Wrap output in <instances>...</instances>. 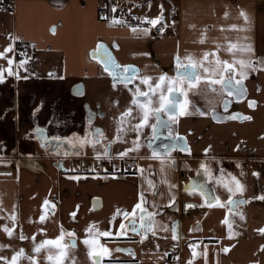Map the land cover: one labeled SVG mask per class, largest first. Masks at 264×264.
Returning a JSON list of instances; mask_svg holds the SVG:
<instances>
[{"label": "crops", "instance_id": "crops-1", "mask_svg": "<svg viewBox=\"0 0 264 264\" xmlns=\"http://www.w3.org/2000/svg\"><path fill=\"white\" fill-rule=\"evenodd\" d=\"M9 1L10 6H0V51L7 47L9 35L19 37V42L31 50L27 55L31 59L26 65L27 71L13 65V71H19L20 79L8 76L5 71V80L0 83V174L6 177L15 175L20 179V182L14 179L6 185L0 184V226H14L10 216L16 215L19 206L25 214L22 219L16 215L12 238L3 232L2 227L0 238L7 242L20 241L19 245L24 248L25 242H32L31 239L19 240L21 230L26 237L35 234L36 240L40 241L55 238L62 225L65 231L76 233V247L69 253L83 255L86 264H94L87 246L82 243L85 230L94 224L101 232L113 233L101 238V243L112 252L100 264H165L171 244L179 246V264H188L189 260L192 264H264V252L260 251L264 234L258 231L264 228V200L257 199L264 194V71L249 73L243 82L245 96L232 106V110L251 116V120H224L225 113H230L231 109L225 111L221 103L214 109L215 119L212 110L201 115L191 108L192 101H202L201 96L187 91V98L191 101L187 109L189 114L178 118L177 131L186 138L190 154L180 150L170 154V159L165 157L168 164L164 171H161L159 159L151 158L152 150L148 144L139 153L130 154L138 159L139 168L144 169L142 175L139 172L128 175L85 174L60 169L55 154L42 145L35 131L37 127L44 128L50 138H71L74 133L78 137L86 134L90 137L92 130L97 128L104 132L105 127L93 121L98 116L104 121L112 110L111 105L108 111L101 110L105 95H110L106 101L119 103L123 99L121 89H132L139 80L134 79L116 91H107L113 80L104 71L100 60L92 55L100 43L108 48L118 64L136 66L137 77L154 79L162 73L175 76L174 57L178 49L182 58L188 54L199 57L204 52L216 51L219 46L221 59L231 60V54L225 51L231 42L251 45L254 50L251 54L238 52L237 58H264V0H127L141 18L157 17L161 5L163 12L169 10L170 22L163 13L161 24L152 27L141 22L136 33L131 31L132 27L112 24L113 18L102 19L97 10L98 0ZM241 11L247 14V22L240 16ZM174 12H178L177 17H173ZM163 25H166L164 31H158ZM231 25L243 30H233ZM144 28L150 31L147 34L140 31ZM202 38L204 43H200ZM21 58L16 55V63ZM0 65L7 69V60L0 58ZM49 73L53 75L50 77ZM25 76L28 79H24ZM141 88L145 89L142 85ZM128 98L133 99V96ZM249 100L256 101L254 108L249 107ZM127 106L130 105L122 107ZM118 120L119 117L112 123H104L113 129ZM113 130V135L109 132L106 140L115 138L116 130ZM142 130L147 143L152 136L151 127ZM122 139L125 142L126 135ZM124 142L113 143L111 155L123 151L121 145ZM86 149L87 146L75 155L87 156ZM205 149H209L207 155ZM179 159L208 163L211 159L209 165L214 178L220 176V168L242 178L245 190L233 199L248 202L232 206L231 213L235 215L232 216L227 204L223 208L216 206L211 199L214 191L205 185L208 202L213 205L209 207L199 191L185 189V185L193 181L200 183L205 177L202 170L193 181H182L178 171ZM170 160H175L174 166ZM254 172L260 174L258 178ZM29 180L39 182L32 185ZM149 181L154 187L149 186ZM170 184L174 187L170 188ZM141 191L145 193L148 211L158 213L155 235L149 232L143 242L142 235L130 230L126 235H116L121 223L128 225L122 215H116L117 209L131 212ZM20 194L24 197L20 198ZM46 200L48 206L44 205ZM187 204L196 207L186 209ZM4 207L8 211H4ZM73 212H76L75 219L71 216ZM42 214L46 216L43 223L39 219ZM226 216L232 223L234 235L231 239L228 238L227 225L222 223ZM173 225L178 234L176 240L172 239ZM41 229L46 235L41 234ZM189 244L196 246L198 255L195 259ZM19 245H10L5 251L12 255L13 250H19ZM223 247H229L230 251L223 252ZM117 248L126 251H116ZM46 255L41 253L42 257ZM40 262L44 263L42 259Z\"/></svg>", "mask_w": 264, "mask_h": 264}, {"label": "snow or ice", "instance_id": "snow-or-ice-1", "mask_svg": "<svg viewBox=\"0 0 264 264\" xmlns=\"http://www.w3.org/2000/svg\"><path fill=\"white\" fill-rule=\"evenodd\" d=\"M117 11L116 7L112 8V12L115 13ZM227 16V13H225ZM240 16L244 18L245 22H247V14L244 11L240 12ZM107 19V17H105ZM133 19L140 20L142 23L151 25L152 27L161 24L163 21V5H161V13L155 18L149 19L147 17L140 18L134 17ZM112 24H126L127 21L123 19H118L113 17L111 20ZM174 23V22H173ZM166 25H163L158 29V31L163 32ZM231 29L242 31L243 29H238L236 25H231ZM139 29L137 27H132L131 31L136 33ZM55 31V29H53ZM140 31H143L147 34L150 29L144 28ZM223 31V28L221 29ZM19 37H13L9 35L8 37V45L4 48L3 51H0V58L6 59L8 68L4 69L2 65H0V83H3L5 80V71L8 76H16L17 79H20L19 71H13V65L15 64L16 69H24L27 71L26 65L29 63L31 57H28L24 52H17L16 45L19 41ZM205 40L202 38L200 43H204ZM118 47V45H117ZM225 51L231 54L232 59H221L219 55V46H217V50L213 52H204L201 56L197 57L194 54H188L181 57L179 53V49L174 57L175 60V76H169L167 73L160 74L157 78H153L150 76H142L137 77L135 74L138 72V69L131 65H120L118 64L108 48L100 43L93 50V57L98 58L100 62L103 64L104 71L108 72V74L112 77L113 87L115 88L117 83H123L127 86L129 83H132L134 79L139 80V84L135 85L134 88L129 89L132 93L133 99L131 101L130 106L121 113L117 128L116 135L113 140H109L104 145L103 153L97 152V158L102 159L103 157H108L111 160V146L113 143L117 141H123V136L127 134L130 130L136 133L135 139L131 141V146L126 147L123 151L117 153V156L123 160L125 157H129L131 153L139 152L142 147L141 144V131L145 127H151L152 136L148 141V147L152 149L151 158L159 159L161 165V171L167 167L168 160L165 157L170 159L171 151L175 150L178 146L176 143L172 144H163L160 149L153 147V141L156 140L159 136L157 129L163 128H171L172 125L178 123V118L180 116L188 115V105L190 101L187 98L188 91L192 89H199L201 86L208 88L212 93H216L223 105L225 111H227L229 105L231 104V100L224 98V93H227L228 97H235L236 100H240L245 96L246 89L244 87V80L248 78L250 72L255 71H264V58L259 59H251V58H237V53H253V48L251 45H240L238 43L229 42L225 48ZM13 55L10 57L9 54ZM19 55L22 58L18 63L15 61V56ZM53 74L49 73L51 77ZM24 79H28L27 76L23 77ZM141 85L146 88L143 90ZM217 85H219V89H217ZM179 93L183 95L185 98L183 101L180 100L178 95ZM118 103V102H117ZM248 105L250 108H254L256 106V101L249 100ZM38 111V109H37ZM134 111L136 115H133ZM201 115H207L206 112L201 111ZM213 118H216L215 110H212ZM164 116H167V119H164ZM155 118V122L151 123L152 118ZM226 119H243V120H251V116H244L239 113H234ZM138 120L137 123H132V121ZM125 124L128 127H125ZM38 134L37 138L43 137L45 140V145L50 146L53 143L57 147H63L65 143L70 145L72 150V154H80V150H82L88 144H91L93 149L95 150V145L101 142V139H106L104 137V133L102 129H94L92 130L91 138L86 134L83 137H78L77 134H73L71 138L69 137H59L52 136L48 138L45 136V129L41 127H37L35 129ZM168 139L172 141H177L183 139L177 135H173L171 131L168 132ZM76 141V142H74ZM210 149V146H209ZM209 149H205V154L209 152ZM181 151L188 152L190 154V149L187 145L180 146ZM237 150H239V146H237ZM69 152L65 151L64 155H68ZM171 164L175 165V160H170ZM239 167V165H237ZM135 167V165H134ZM141 175L144 172L143 168L136 169ZM207 177V179L213 180L214 174L210 169L207 163L201 162L199 169L197 170V175L200 176L202 173ZM220 176L215 178L218 184H222L223 187L228 191L229 198L227 201V205L229 206V214H231V208L234 205L244 204L248 201L244 199L234 200L233 197L238 193L242 194L245 190V185L241 182L236 175L232 173H226L223 168L219 169ZM243 175V172H241ZM254 176L259 177V173L254 172ZM72 179H78V177H70ZM149 186L154 187L152 181H149ZM169 187H174L173 185H169ZM185 189H191L193 192L199 191L202 196H205L206 202H208V193L206 191L205 183H197L193 181L190 185H185ZM155 194V193H154ZM212 200L215 201L216 206L224 207L225 205L220 202L219 197L212 196ZM259 200H264V194L257 197ZM147 203L145 193L141 191L138 195V200L134 204L131 212L129 211H121L117 209L116 215L123 216V219L128 221V225L126 227L125 223L120 224V231L116 233L117 236L126 235L127 231H132L134 233L142 235V242L144 239H147L148 233L154 232L155 226V216L158 214L156 212L148 211L145 207ZM45 206L49 205V201L44 202ZM174 205V198H173ZM169 205V206H173ZM155 206V205H153ZM203 206V205H201ZM208 206H213L212 203L208 202ZM196 207V205L187 204L185 208ZM139 212V224L137 225L136 215ZM241 215V219H243V214ZM73 219L76 217V212L71 213ZM131 218V219H130ZM10 219L13 221V227H9L7 224L0 226L4 233L7 234L9 238H12L15 233V221L16 215L13 213L10 216ZM40 222L43 223L46 220L45 215L40 216ZM223 224L228 227V238L231 239L234 235L232 223L229 221L226 216L222 221ZM95 225H90L86 231V237L83 239L82 243L88 248V255L93 259L94 264H100V261L103 258L110 257L112 249L105 246L101 243V238H107L113 235V233L109 231H100L95 229ZM261 234H264V228L258 229ZM41 234H45L44 230H40ZM172 239L176 240L178 238V234L176 231L175 225L172 228ZM19 240L24 241L27 239H31L32 242V255L26 253L24 248H20L19 250H14L11 257H7L4 255H0V264H23V261H27L28 264H40L38 257L42 252L47 253L45 259L48 261V264H65L66 259L69 258V250L76 247V233L75 231H65L63 226L61 225V230L59 235L55 238H46L40 241L36 240V235L34 234L31 238L26 237L23 231H20ZM66 238H68L66 240ZM8 247V245H0V250ZM159 247V245H157ZM189 247L193 249L192 258L195 259L198 253L195 250V245L189 244ZM223 252L228 253L230 251L229 247H223ZM116 251H126L125 249L117 248ZM260 251L264 252V245H261ZM134 255V253H132ZM167 255V253H165ZM204 255L206 257L207 252L205 250ZM72 264H75L73 261ZM188 264H192V260H189ZM258 264V262H256Z\"/></svg>", "mask_w": 264, "mask_h": 264}, {"label": "rangeland", "instance_id": "rangeland-1", "mask_svg": "<svg viewBox=\"0 0 264 264\" xmlns=\"http://www.w3.org/2000/svg\"><path fill=\"white\" fill-rule=\"evenodd\" d=\"M2 1H5L6 2V4L5 5H3V4H1V3H3ZM10 4H11V2L9 1V0H0V5H3V6H5V7H8V6H10ZM166 16H167V19L169 20V22H170V18H169V10H167L166 12H163ZM129 27V26H128ZM111 85H109L110 87H108V89H107V91H110V92H113V91H116V88H124V86L125 85H116V86H119V87H113V83H110ZM119 84H123V83H119ZM217 87V89L219 88V85H217L216 86ZM202 89H204V90H202ZM144 90H146V88L144 89ZM186 91H188L187 89H185ZM123 92V99L122 100H120V102L119 103H113V102H111V101H106L107 100V98L109 99L110 98V95H108V94H106L105 95V98H104V102L102 103V109L101 110H104V112H106V111H108L109 110V108H110V105H111V107H112V110L110 111V113L108 112V114L106 115V118L104 119V121H103V119L102 118H100V116H98L97 117V119L95 120V121H93V122H95V123H98V125L99 126H102V127H105V129H104V137H106V139H107V135L109 134V132L111 133V131H114L113 129H115L116 130V128H117V126H116V128H113V129H109V127L106 125L107 123H104V122H106V121H109L110 123H112L117 117H120V115H121V113H123V112H121V110H123V111H125L127 108H128V106H127V108H123L122 106L123 105H130L131 104V101H132V99H129L128 97L129 96H132V93L129 91V90H124V89H121V93ZM189 93L190 94H194V95H196V93H198L200 96H201V98L202 99H200V100H202V101H197V100H195L196 102H194V101H192L193 102V104L191 105V108L193 109V111H199V112H201V111H203V112H207V111H210V110H213V109H215L216 110V108H217V106L221 103V106H222V101H221V99H220V97L216 94V93H212L208 88H206V87H201V88H199V89H192V90H190L189 91ZM124 94H126V95H124ZM184 97V96H183ZM230 98V97H228L227 96V93L225 92L224 93V98ZM231 98H233V97H231ZM190 103H191V101H190ZM114 105H118L117 107H113ZM223 107V106H222ZM224 108V107H223ZM230 109H231V111H230ZM229 109V111H230V113H225V117H224V120H226V117H228V116H230V115H232V114H234V113H237L236 112V110H232V108H230ZM133 115H136V114H134L133 113ZM108 118V119H107ZM164 118L165 119H167V116H164ZM152 120L153 121H155V118L153 117L152 118ZM231 120V119H230ZM236 120H238V119H236ZM109 122H108V124H109ZM138 122V120H134V121H132V123L134 124V123H137ZM125 127L127 128L128 127V125L127 124H125ZM177 128H178V123H176V124H174V125H172V127L171 128H163L162 129V133L163 134H165V135H168V132L169 131H171L172 132V134L175 136V135H177V134H179L178 133V131H177ZM116 132V131H115ZM143 133H144V131L142 130L141 131V144H142V147L140 148V150L139 151H141V149H143V148H145V146H146V144H148V142L146 143V141H145V136L143 135ZM111 135H113L112 133H111ZM135 137H136V133L135 132H132V131H128L127 132V134H126V139H125V142L121 145L122 146V148H126V147H130L131 146V141L133 140V139H135ZM90 138H91V136H90ZM106 139H101V142L100 143H97L96 145H95V150L93 149V147H92V145L91 144H88L87 145V149H86V155L87 156H95V155H97V152H99V153H103V151H104V145L109 141V140H106ZM111 140H113V139H111ZM113 145V144H112ZM178 151H180V150H177V149H175V150H173V151H171V155H174L175 153H177ZM54 154H55V158L54 159H56L55 160V162L56 163H58V162H60V161H63L64 162V165L65 166H69V157L71 156V157H77V159H79L81 156H79V155H75V154H72V153H70V154H68V155H64V151L62 152V153H59V152H53ZM134 153H139V152H134ZM182 157V156H181ZM180 161H178V164L180 165V166H184V168H186L188 171H189V177H188V181H193L194 179H195V176H197V174H196V170H197V168H198V165H200L201 164V162H206V161H198V160H192V159H184V160H182V159H179ZM209 161H210V163H211V159H209ZM207 164H208V166L210 167V163H208V162H206ZM68 164V165H67ZM67 167H66V170H69V169H67ZM210 169H211V167H210ZM212 170V169H211ZM225 170V169H224ZM214 174V173H213ZM7 178V179H6ZM38 178V176L37 177H35V179H37ZM216 178V177H215ZM213 179V180H208L207 179V177L205 176L201 181H199L200 183H205V185L207 186V187H211L212 188V190L214 191V195L216 196V197H219V200L223 203V204H227V201H228V196L230 195L229 193H228V191L223 187V185L222 184H218L217 182H216V179ZM237 178H239V177H237ZM14 179H17L18 180V182H20V179L17 177V176H15V175H11L10 177H6V176H3V174H0V184H3V185H6L7 183H9V181L10 182H13L14 181ZM240 180H241V182L242 183H244L243 182V180H242V178H239ZM30 181V183L32 184V185H37V183L39 182V181H37V180H35V181H32V180H29ZM22 184V183H21ZM26 186V185H25ZM29 187H31L30 185H28ZM27 187V186H26ZM31 189V188H30ZM37 194H39L38 192L36 193V195ZM20 198H23L24 197V195L23 194H20ZM201 197H202V195H201ZM38 198L39 199H41V196H38ZM203 198H205V196H203ZM209 199V198H208ZM51 200V199H50ZM18 201V200H17ZM19 206V205H18ZM7 207V206H6ZM6 207H4V211H6L7 209H6ZM49 208V207H48ZM223 208V207H222ZM8 211V210H7ZM33 211H34V209H33ZM24 210L22 209V207L21 206H19L17 209H16V215L20 218V219H22L24 216H22V215H25L24 213ZM35 212H36V210H35ZM232 214V213H231ZM239 214H240V212H239ZM232 216H235L234 214H232ZM19 243H20V241H10V242H7L4 238H0V245H8V246H10V245H12V246H14V244H16V245H19ZM25 245H26V247H24V249H25V251H26V253H29V255H32V251H31V248H32V243H30V242H25L24 243ZM5 248H7V247H5ZM5 248H3L2 250H0V255H4V256H7V257H11V254L8 252V251H5ZM21 248V246L19 245V249ZM14 251V250H13ZM85 254V253H84ZM169 254V253H168ZM9 255V256H8ZM86 256V255H85ZM168 256V255H167ZM166 256V257H167ZM38 259H39V261L42 259L43 261H44V263L43 262H40V264H48V261L45 259V256L44 257H42L41 256V254H40V256L38 257ZM75 262V264H86V258H84V256L83 255H78L77 253H75V252H71V253H69V258L68 259H66V261H65V264H72V262ZM164 263H165V261H164ZM23 264H28V262L27 261H23Z\"/></svg>", "mask_w": 264, "mask_h": 264}, {"label": "built area", "instance_id": "built-area-1", "mask_svg": "<svg viewBox=\"0 0 264 264\" xmlns=\"http://www.w3.org/2000/svg\"><path fill=\"white\" fill-rule=\"evenodd\" d=\"M113 7L117 8L115 13L112 12ZM97 10L102 19H105V17H107L105 20H109L113 17L123 19L127 21L126 24H122L125 26L137 27L141 23L140 20L133 19L134 17L140 16L132 10V6L127 0H98ZM177 16L178 12H174L173 17ZM21 52L26 53V55L31 54V50L26 47H23ZM69 163V166H66L67 169L71 171L77 170L78 172L85 174L91 172H103L114 175H128L137 173L138 171L136 169L139 168L138 159L134 156L125 157L123 160L117 155H111V160H109L108 157L98 159L97 156H82L77 159V157L70 156ZM178 171L180 179L186 181L189 177V171L184 168V166L180 165ZM178 252L179 246L171 244L170 252L165 259V264H179Z\"/></svg>", "mask_w": 264, "mask_h": 264}, {"label": "water", "instance_id": "water-1", "mask_svg": "<svg viewBox=\"0 0 264 264\" xmlns=\"http://www.w3.org/2000/svg\"><path fill=\"white\" fill-rule=\"evenodd\" d=\"M112 55V54H111ZM113 56V55H112ZM114 58V56H113ZM115 60V58H114ZM116 61V60H115ZM125 66V65H124ZM133 67L136 68V66L134 65H131ZM137 69V68H136ZM112 78V77H111ZM175 95H178L180 100L183 99V95L179 94V93H176ZM165 119V118H164ZM162 129L158 128L157 129V132L159 133ZM45 136L48 137V135L46 134L45 132ZM179 137H182L183 139H180V140H177V141H172L170 139H168V136H165V135H162V134H159L158 138L156 140L153 141V147L157 148V149H160L162 147L163 144H172V143H176L178 146L176 147V149H179L180 150V146H183V145H187V140L185 137L183 136H179ZM50 138V137H48ZM40 142L42 143V145L44 147H47L51 152H59V153H62L63 151H68L69 154L72 153V150L70 148V146L65 143L63 147H57L54 143L50 146H46L45 145V140L43 137L40 138ZM188 147V145H187ZM152 150V149H151ZM58 165V167L60 169H66V166L64 165V162L63 161H60L58 163H56ZM140 215V214H139ZM136 221H137V225L139 224V217L136 218ZM139 235H143V233H140Z\"/></svg>", "mask_w": 264, "mask_h": 264}, {"label": "flooded vegetation", "instance_id": "flooded-vegetation-1", "mask_svg": "<svg viewBox=\"0 0 264 264\" xmlns=\"http://www.w3.org/2000/svg\"><path fill=\"white\" fill-rule=\"evenodd\" d=\"M227 98V97H226ZM184 99V98H183ZM183 99L181 100V101H183ZM227 99H229V100H231V104L229 105V107H228V109L227 110H229L230 108H232V106L235 104V102H236V98L235 97H233V98H227ZM223 107H224V105H223ZM162 131V130H161ZM159 132V134H162V135H165V134H163L162 132ZM165 136H168V135H165ZM178 136H183V135H181V134H178ZM184 137V136H183ZM177 150H179V149H177Z\"/></svg>", "mask_w": 264, "mask_h": 264}, {"label": "trees", "instance_id": "trees-1", "mask_svg": "<svg viewBox=\"0 0 264 264\" xmlns=\"http://www.w3.org/2000/svg\"><path fill=\"white\" fill-rule=\"evenodd\" d=\"M2 2H3V3H1V4H3V5L6 4L5 1H2ZM16 47H17V52H21V49L24 47V44H23L22 42H19V41H18ZM17 56L20 57L19 55H17Z\"/></svg>", "mask_w": 264, "mask_h": 264}]
</instances>
